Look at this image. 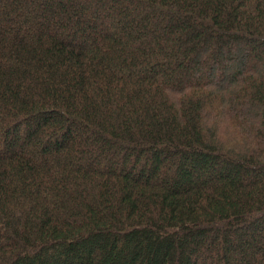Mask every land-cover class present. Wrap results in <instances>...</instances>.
Here are the masks:
<instances>
[{"label": "trees", "instance_id": "trees-1", "mask_svg": "<svg viewBox=\"0 0 264 264\" xmlns=\"http://www.w3.org/2000/svg\"><path fill=\"white\" fill-rule=\"evenodd\" d=\"M0 264H264V0H0Z\"/></svg>", "mask_w": 264, "mask_h": 264}]
</instances>
